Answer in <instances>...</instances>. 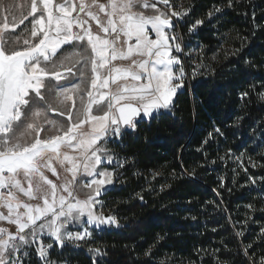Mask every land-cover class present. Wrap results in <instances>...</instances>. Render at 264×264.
I'll return each mask as SVG.
<instances>
[{
  "label": "snow or ice",
  "instance_id": "1",
  "mask_svg": "<svg viewBox=\"0 0 264 264\" xmlns=\"http://www.w3.org/2000/svg\"><path fill=\"white\" fill-rule=\"evenodd\" d=\"M160 3L170 6V0ZM93 7L98 12H93ZM137 7L151 8L154 14L135 11ZM28 8L18 22L13 20L10 25L5 16L0 24V209L6 210V214L0 211V221L16 227L15 233L0 227V264H22L18 256L12 257L32 243L37 244L40 259L50 264L48 249L53 245H45L43 235L54 237L64 247L65 241L91 238L92 232L82 225L102 231L119 228L115 216L103 214L101 197L107 195L109 186L115 188L116 169L123 168L128 160H116L103 144L136 133L145 123L171 116L178 91L180 95L187 91L185 78L196 75L195 70L186 73L180 57L173 54L183 48L172 29L187 11H162L149 0H29ZM29 17L28 38L21 44L17 36L13 44L19 46L10 47L4 32ZM84 17L95 21L100 32L94 33ZM203 23L196 20L189 31L195 33ZM65 45L71 49L61 52ZM116 61L131 63L124 66ZM82 68L91 73L88 88L80 96L83 111L76 108L74 98L83 79L70 88L57 84L49 89L58 103L71 102L66 112L52 107L42 91L46 80L59 82L75 72L83 77ZM247 95L241 93V97ZM94 106L97 114H93ZM48 112L65 116L67 127L48 119V131L55 134L42 139L40 134L45 129L35 121ZM214 131L219 133L220 129ZM32 133L35 135L29 143L24 137ZM56 164L71 174V181L58 185L49 179L45 171L59 178ZM78 174L86 180L81 185L87 189L83 199L75 192ZM97 205L101 206L99 213ZM69 226L80 230L71 231ZM94 251L103 255L99 248Z\"/></svg>",
  "mask_w": 264,
  "mask_h": 264
},
{
  "label": "trees",
  "instance_id": "2",
  "mask_svg": "<svg viewBox=\"0 0 264 264\" xmlns=\"http://www.w3.org/2000/svg\"><path fill=\"white\" fill-rule=\"evenodd\" d=\"M170 2L187 11L173 31L195 78L184 81L171 116L115 145V157L128 162L101 199L120 227L65 248L63 263L264 260V0ZM196 20L204 23L190 32Z\"/></svg>",
  "mask_w": 264,
  "mask_h": 264
},
{
  "label": "rangeland",
  "instance_id": "3",
  "mask_svg": "<svg viewBox=\"0 0 264 264\" xmlns=\"http://www.w3.org/2000/svg\"><path fill=\"white\" fill-rule=\"evenodd\" d=\"M57 2H59V0H57ZM88 2L91 3V0H88ZM100 2L101 3H105L106 0H100ZM149 2L150 3H155L156 6L158 8H160L162 11H167V12L175 11L173 9V6H172L171 2H170V6L163 5L162 3H160V0H149ZM28 4H29V0H0V24L3 23V20H4L5 16L8 17V21H9L10 25L12 24L13 20L18 22L19 19H21L22 15H26L27 14V12L29 10ZM20 5H23V7L21 8ZM91 10L93 12H98V9L95 8V7H93ZM134 10L135 11H144L145 15L154 14V10H152L151 8L142 9V8L137 7ZM74 15H76V14L74 13ZM80 15L84 16L83 13H81ZM84 18L89 20V23L92 25V30H93L94 33L95 32H100V29L96 25L95 21L91 20V18H89V17H84ZM100 18H101L102 21L106 20V17L104 16L103 13H100ZM31 19L32 18L29 17V19L26 20L23 24H19V26L14 28V29L12 27H10L7 31L4 32V35L8 39V44H9L10 47H18L19 46V45L13 44V41L15 40V38L17 36L20 37L21 44H22L23 39L28 38L29 30H30V27H31L29 21ZM174 23H175V19H174ZM77 31H79V29H77ZM172 32H174L173 29H172ZM174 34H175V32H174ZM70 49H71L70 45H65L61 49V52H65V50H70ZM173 54L174 55H178L179 57L182 56L183 59H186V57L188 56L187 54H185L184 50L182 52H180V53L174 52ZM58 55H60V53H58ZM85 55H87V53H85ZM134 58L139 59V57H134ZM181 61L183 63L184 71L186 72L185 60L184 61L181 60ZM115 63L119 64V65L127 66L128 64L131 63V61H116ZM81 70L85 72V75L83 77L80 76L79 72H75V74L67 76L66 79L60 80L59 82H56L55 80H53L51 78H48L46 80V88L43 89L42 91L44 92V95H45V98H46L47 102L49 104H51L52 107L58 108L60 111L66 112L67 109H68V106L70 105L71 102H67L66 104L58 103L57 100L54 99V93H52V94L49 93V89H55L57 84L70 88L74 84L80 83V81L83 79L84 83L81 84L80 92L74 94V98H75V101H76V108L79 111H81V112L83 111L82 106H81L80 96L88 88V79L91 76V73H90V71L87 68H82ZM188 78L189 77H186L185 80H188ZM38 103H43V102H38ZM93 114H97L95 106L93 107ZM48 119L57 120L58 122L63 123L65 128L67 127V119H66L65 116H59L57 112H48L46 115H42L38 120L35 121L38 126H42L45 129V131L41 132V134H40L42 139L45 138L46 136H50V135H54L55 134V131H53V132H49L48 131L49 125H47L45 123V121L48 120ZM22 121H23V118H22ZM58 126H59V124H58ZM86 129H87V126H85V130ZM34 135H35L34 133H32L31 135H27L26 134L24 139L27 142L30 143L32 141ZM120 140L119 141H109L108 143L103 144V146L108 150V154L114 156V158L116 160H118V159L115 157V149H114V147H115L116 144L120 143ZM64 151H68V150L64 149ZM55 166H56L57 171L59 173V178H57L56 176H53L51 174V172L45 171V174L49 177V179H52L58 185L67 183V182L72 180L71 174L66 172L64 167H61L58 164H56ZM108 170L111 171L112 168L109 167ZM21 179L23 180V177H21ZM35 182L38 183L39 179L36 178ZM85 182H86L85 178L82 175L78 174L77 180H76V184H75V192L79 196V198H81V199L85 198V193L87 192V189H83L81 187V185L83 183H85ZM44 190L46 191L47 189L45 188ZM111 190H113V189H112L111 186H109V191H111ZM18 195L20 196V199L27 200V197H24L22 194H18ZM29 202L33 203V204L39 203V201H29ZM96 210L99 213L100 210H101V206L97 205V209ZM0 211H5V214H6V210L5 209H0ZM104 213L105 212H104V209H103V214ZM82 226L87 227L88 230L91 231V232H93L95 230H100V229H93V227L91 225H82ZM0 227L9 228L13 233L16 232V227L14 225H9L7 221H0ZM69 228H70L71 231H79L80 230L79 228L72 227V226H69ZM44 238H47V239L55 241L54 237H50L48 235H43L41 237V239H44ZM86 239L89 240L90 238H85V240ZM65 242H68V241H65ZM76 243H78V241ZM35 245H37V244L36 243H32L30 245H26V246L21 247L20 251L18 253H16L12 257V259H16L17 256H19L20 252H22L23 250H26V249H28L30 247H33ZM10 251H11V249H10Z\"/></svg>",
  "mask_w": 264,
  "mask_h": 264
},
{
  "label": "built area",
  "instance_id": "4",
  "mask_svg": "<svg viewBox=\"0 0 264 264\" xmlns=\"http://www.w3.org/2000/svg\"><path fill=\"white\" fill-rule=\"evenodd\" d=\"M175 110V108L173 109V111ZM125 167V165H124ZM123 168H119V170L124 169ZM100 231L101 230H97L96 234L100 235ZM45 245L51 243L53 245V247L51 249H48V256H47V261L50 262V264H67V263H63L61 261L58 260V254L63 251L65 248H76V247H82V245L84 244L85 241H87V239L82 240V241H78V243H74L71 241L65 242V246L64 247H60L58 245L57 242L44 238L43 239ZM36 248L37 245L30 247L26 250H23L22 252H20L18 258L19 260L22 262V264H33V263H37V264H45V261L41 260L40 257L38 256V254L36 253Z\"/></svg>",
  "mask_w": 264,
  "mask_h": 264
},
{
  "label": "water",
  "instance_id": "5",
  "mask_svg": "<svg viewBox=\"0 0 264 264\" xmlns=\"http://www.w3.org/2000/svg\"><path fill=\"white\" fill-rule=\"evenodd\" d=\"M104 215H106V216H112V215L109 214V213H104ZM113 229H117V228L113 227Z\"/></svg>",
  "mask_w": 264,
  "mask_h": 264
}]
</instances>
